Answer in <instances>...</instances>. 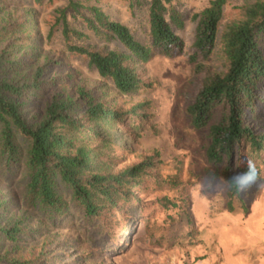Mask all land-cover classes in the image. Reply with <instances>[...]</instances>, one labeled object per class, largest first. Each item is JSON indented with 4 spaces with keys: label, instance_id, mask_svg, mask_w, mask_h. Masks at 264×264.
<instances>
[{
    "label": "rangeland",
    "instance_id": "374dc122",
    "mask_svg": "<svg viewBox=\"0 0 264 264\" xmlns=\"http://www.w3.org/2000/svg\"><path fill=\"white\" fill-rule=\"evenodd\" d=\"M76 1L100 6L111 19L127 25L137 39H148L149 0ZM208 1L172 0L183 20L181 28L173 27L183 40L182 52L172 57L156 53L148 61L138 62L146 85L132 94H122L84 55L66 50L54 10L66 6L67 0H0L6 11L15 7L29 11L27 24L32 36L21 51H31L36 64L52 61L43 77L55 78L54 83L29 100L26 116L39 120L53 93L73 94L77 86L93 88L101 101L122 111L142 103V112L149 115L143 130L134 132L125 124L112 130L105 127L103 130L111 132L110 141L90 143L99 146L103 168L112 172L153 157V165L130 187L131 194H121L116 205L107 206L93 218L85 217L69 189L59 182V194L66 201L62 213L49 217L39 210L26 211L23 165L14 171H5L0 165V225L16 215H27L23 219L27 234L11 257L34 259L38 264H264V150L258 157H246L260 177L249 191L233 200L234 211L230 212L227 185L213 176L216 168L206 161L208 128L194 129L185 113L205 72L222 69L219 43L208 59L197 57L203 62L202 71L197 72L195 62L189 60L195 27L192 15ZM255 1L226 0L218 40L225 24L238 17L242 6ZM66 13L71 27L88 34L78 43L92 48L119 47L117 42L105 43L87 31L71 8ZM257 98V117L250 115L248 121L264 133V81ZM31 229L37 230L35 235ZM6 248L0 238V254Z\"/></svg>",
    "mask_w": 264,
    "mask_h": 264
},
{
    "label": "trees",
    "instance_id": "16d2710c",
    "mask_svg": "<svg viewBox=\"0 0 264 264\" xmlns=\"http://www.w3.org/2000/svg\"><path fill=\"white\" fill-rule=\"evenodd\" d=\"M225 3L209 0L192 15L195 27L189 60L195 62V70L204 69L197 57L208 59L217 43L223 62L221 70L205 72L185 113L194 129L208 128L206 161L216 168L213 176L227 185V209L232 212L233 200L239 194L228 181L250 165L246 157H258L264 150V133L257 132L248 121L250 115L257 117V93L264 81V0L242 6L238 17L225 24L218 40ZM67 8L78 14L87 31L105 43L117 42L119 47L92 48L78 43L88 34L70 26ZM54 11L66 50L84 55L98 74L109 78L122 94H132L146 85L138 62H146L156 53L172 57L183 50V40L173 28H181L183 20L172 0L148 1L145 42L137 39L127 25L111 19L100 6L67 0L66 6ZM28 18L26 9L6 11L0 5V165L5 171L23 165L26 211L39 210L49 217L62 213L66 201L59 194V182L69 189L71 199L85 217L93 218L107 206L116 205L121 194H131L130 187L153 165V157L112 172L103 168V153L90 142L108 143L111 132L103 130L105 127L112 130L125 124L134 132L143 130L149 115L142 112V103L122 111L101 101L93 88L77 86L73 94L53 93L39 120L27 117L29 100L41 95L55 79L43 77L52 61L36 64L31 51H21L32 36ZM26 216L16 215L0 225V238L9 247L0 254V262L38 264L34 259L10 256L27 234L23 222ZM31 230L35 235L37 230Z\"/></svg>",
    "mask_w": 264,
    "mask_h": 264
},
{
    "label": "clouds",
    "instance_id": "9594fccd",
    "mask_svg": "<svg viewBox=\"0 0 264 264\" xmlns=\"http://www.w3.org/2000/svg\"><path fill=\"white\" fill-rule=\"evenodd\" d=\"M259 177L260 173L255 165H246L241 172L228 181V184L238 194H244L257 183Z\"/></svg>",
    "mask_w": 264,
    "mask_h": 264
}]
</instances>
